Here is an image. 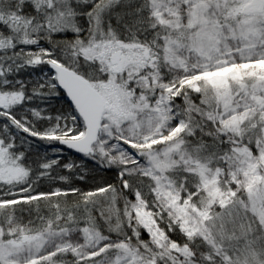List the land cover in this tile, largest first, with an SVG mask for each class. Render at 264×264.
Instances as JSON below:
<instances>
[{
    "label": "snow or ice",
    "instance_id": "1",
    "mask_svg": "<svg viewBox=\"0 0 264 264\" xmlns=\"http://www.w3.org/2000/svg\"><path fill=\"white\" fill-rule=\"evenodd\" d=\"M0 264H264V0H0Z\"/></svg>",
    "mask_w": 264,
    "mask_h": 264
}]
</instances>
